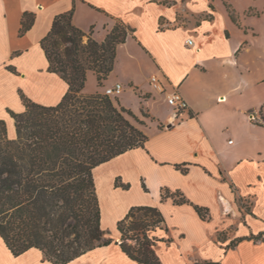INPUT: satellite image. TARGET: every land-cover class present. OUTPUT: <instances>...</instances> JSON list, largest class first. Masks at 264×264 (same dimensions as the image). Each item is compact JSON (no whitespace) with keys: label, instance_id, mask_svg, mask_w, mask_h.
Segmentation results:
<instances>
[{"label":"crops","instance_id":"obj_1","mask_svg":"<svg viewBox=\"0 0 264 264\" xmlns=\"http://www.w3.org/2000/svg\"><path fill=\"white\" fill-rule=\"evenodd\" d=\"M71 8L72 23L98 42L116 20L133 28L116 46L104 80L124 86L120 105L137 116L141 109L154 115L153 108L165 107L142 128L143 146L94 168L101 224L109 217L116 224L133 205H153L167 228L153 234L171 238L155 245L160 264H264V30L248 21L242 28L230 26L216 1L0 0V119L9 138L16 136L9 111L24 110L20 91L48 106L67 91L62 77L48 70L40 41L54 16ZM26 12L34 14V22L20 35ZM182 12L187 18L179 23ZM151 75L166 90L176 86L187 108L169 111L165 93L151 86ZM127 91L136 94L139 111L126 104ZM252 113L259 116L252 120ZM116 177L129 188L116 187ZM162 187L180 190L192 204L161 200ZM193 205L207 208V217L200 218ZM0 264L55 263L37 248L14 256L0 237ZM65 264L144 263L108 244Z\"/></svg>","mask_w":264,"mask_h":264},{"label":"trees","instance_id":"obj_2","mask_svg":"<svg viewBox=\"0 0 264 264\" xmlns=\"http://www.w3.org/2000/svg\"><path fill=\"white\" fill-rule=\"evenodd\" d=\"M72 14L73 8L55 15L40 41L48 70L67 83L66 93L56 105L48 106L20 91L24 110L9 111L15 138L8 137L6 122L0 119V237L14 256L37 248L44 260L55 264L108 244L138 263L160 264L155 245L171 241L153 234L158 228L167 232L161 211L153 205H133L115 224L118 238L106 236L94 180V168L144 145L147 135L130 117L140 124L143 121L117 98L114 104L109 95L82 92L88 70L99 86L103 84L113 69L116 46L133 28L116 20L98 42L72 23ZM33 22L34 14L24 13L19 34ZM7 69L15 72L11 66ZM176 168L187 170L182 164ZM114 185L130 186L119 177ZM142 187L147 190L144 183ZM160 197L171 198L174 204H192L178 189L162 187ZM193 207L200 218L207 217V208Z\"/></svg>","mask_w":264,"mask_h":264},{"label":"rangeland","instance_id":"obj_3","mask_svg":"<svg viewBox=\"0 0 264 264\" xmlns=\"http://www.w3.org/2000/svg\"><path fill=\"white\" fill-rule=\"evenodd\" d=\"M161 1H168V2L181 1L183 3L185 1H192V0H161ZM193 1H216L222 13H224L225 15L227 23L230 26H234L236 28L239 27L242 28V26H244L245 24V21H248L249 23H252L254 25L255 29L258 32H263L264 30V0H193ZM206 17H208V15H206ZM186 18L187 16L182 12L178 17L179 23L185 22ZM86 40H87V36H84L83 41ZM105 86L107 85L106 83H104V81L103 84L99 86L97 84V79L93 71L88 70L85 85L82 89V92L84 94H91L95 92L102 94ZM133 93H136L138 95L140 94L137 90H134ZM133 93L130 91L125 92L124 94L126 98L125 102L128 106L132 108V110L139 111L140 110V106L138 104L139 99H137L136 94H134L135 95L134 96ZM119 96H121V94L111 96L114 104L117 103L116 98ZM167 106L169 111L176 113L174 106L170 104H167ZM164 110H165L164 106L158 107V109L157 107H155L152 110V112H154L155 114L151 115L147 111L141 109V116H137L136 114L135 115L139 120L143 121L142 124L137 123L131 117L130 119L134 124L143 128L145 125H147V121L151 120L153 116H156L157 114L163 115ZM255 207L257 210H259L260 203H257ZM101 227L106 231V236L112 237L114 239L118 238V232L115 229V223H112L110 217L106 219L105 225L101 224Z\"/></svg>","mask_w":264,"mask_h":264},{"label":"built area","instance_id":"obj_4","mask_svg":"<svg viewBox=\"0 0 264 264\" xmlns=\"http://www.w3.org/2000/svg\"><path fill=\"white\" fill-rule=\"evenodd\" d=\"M186 42L188 44H191L192 40L187 39ZM149 81H150L151 86L154 89L165 93L167 103L174 106L176 113L183 111L187 108L188 104L176 86H172L170 90H166L156 75H151ZM123 90H124V86L122 85V83L114 82L113 84L104 87L103 94L109 95V96L118 95ZM250 118L252 120H255L257 118L256 113L250 114ZM229 142H231V140H229Z\"/></svg>","mask_w":264,"mask_h":264},{"label":"bare ground","instance_id":"obj_5","mask_svg":"<svg viewBox=\"0 0 264 264\" xmlns=\"http://www.w3.org/2000/svg\"><path fill=\"white\" fill-rule=\"evenodd\" d=\"M107 194H110V193L108 192ZM111 197H112V196H111ZM104 199H105V198H104ZM116 199H117V198H116ZM117 200H118V199H117ZM120 201H121V200H120ZM120 201H119V203H120ZM104 202L107 203L106 201H104ZM104 202H103V204H104ZM119 203H118V204H119ZM120 204H121V203H120ZM110 206L112 207V205H110ZM123 206H124V205H123ZM111 207H110V208H111ZM105 208H106V210H107V208H109V206H108V207H105ZM120 208H121V206H120ZM111 209H112V210H110V209H109V210L112 211V212L115 211V210H113V208H111ZM118 211H119V210H118ZM107 212H108V210H107ZM116 212H117V211H116ZM109 216H110V215H109Z\"/></svg>","mask_w":264,"mask_h":264},{"label":"water","instance_id":"obj_6","mask_svg":"<svg viewBox=\"0 0 264 264\" xmlns=\"http://www.w3.org/2000/svg\"><path fill=\"white\" fill-rule=\"evenodd\" d=\"M168 126H170V125H168Z\"/></svg>","mask_w":264,"mask_h":264}]
</instances>
